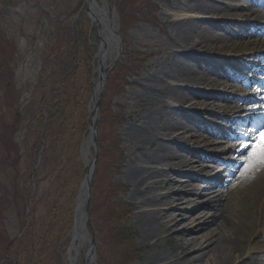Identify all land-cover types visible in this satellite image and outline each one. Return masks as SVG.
<instances>
[{"label": "rangeland", "instance_id": "rangeland-1", "mask_svg": "<svg viewBox=\"0 0 264 264\" xmlns=\"http://www.w3.org/2000/svg\"><path fill=\"white\" fill-rule=\"evenodd\" d=\"M84 1L0 0V263L5 258V249L9 244L10 255L21 259L23 261L21 264H63L66 258L68 243L64 248L57 244L46 250L45 247H41L38 237L43 232L49 207L59 197L54 193L52 178L56 176L60 178V176L53 173L59 170L64 161L67 163L69 155L71 158L77 155L86 172V165L91 162L94 155L92 141L89 147L90 154L83 148L86 141L89 140L90 113L93 107L91 98L98 72L95 56L99 47V39L95 35V27L86 15L88 26L84 27V33L91 37L94 35L95 38L93 41H89V46L94 49L95 53L86 57L83 54V45L77 43L75 76L72 83H68L70 101L65 109L68 139L52 142L51 139L46 138L47 141H44V161L41 164L35 188L37 192L35 209L32 212V219L34 218L32 231L20 245L13 246L12 243L22 235V224L26 213V206L17 199L16 190L23 189L27 183V178L33 168L32 163L35 159L36 165L39 155V153L32 154L34 129L30 125L31 119L39 111H42L41 102L48 100L51 84L58 83L63 77L61 70L54 72V58L58 54L63 56L71 50L74 41L65 45L67 38L62 30L64 26H73L77 23L78 9H81ZM94 1L100 9L108 10L111 22L121 37V53L114 67L106 75V92L101 101L100 119L97 123V137L102 152L101 159L94 162L86 221L89 236L93 239L95 258L93 264H127V262L125 263L127 258L124 260L123 257L131 256L132 247L137 251V255L128 264H144V259L154 252L162 253L169 257L170 261H176L186 252L180 251L179 253L173 237L175 232L179 229L191 231L196 226H201L203 229L197 233L200 235L213 227V224L209 223L212 219L200 215L210 212L208 201L213 195L212 193L218 189V185H222L221 182L225 178L230 176V179L233 175L232 172L238 168L235 165V158L245 155V151L241 153L239 151L243 148L242 143L250 130H253L255 134L264 130V110L257 108L251 110L254 105H249L252 102H259L262 104L260 106H264V86L257 87L259 88L257 89L258 93L253 99L241 103L242 109L235 110V108L226 113L217 112L218 117L233 120L236 122L234 124H229L227 120L226 123L220 121V123L214 124L204 114L188 113L191 123H203L229 138L215 136L218 148L211 152H205L207 155L208 153L213 155L215 160L203 163L207 167H212L211 170L207 168L204 171L206 173L192 172L193 176L201 178L199 194L206 189L210 190V194L197 195L195 192H189L186 195H181L184 200L174 212L177 214L176 220L182 223L181 227L178 230L162 233L157 240V246L153 248L149 244H145L140 237V228L134 219L137 207L132 193L136 191V187L129 183L125 177L128 155L133 152V149L125 129L127 125L133 123V117H130L131 112L134 111L138 114L144 109L146 99L143 77L151 66L154 63L159 64L161 68L169 66L172 60L179 59L175 55L176 51L180 56L185 57L198 39L206 37L208 33L197 30L186 44L174 48L172 29L169 24H164L163 21L166 20V13L173 14V11L169 9V4L175 0ZM255 1L264 3V0ZM236 3L246 5L249 2L239 0ZM193 12L195 16H202ZM231 12L239 13L236 10ZM82 14H85V11H82ZM167 19L170 20L169 17ZM219 19H221L219 21H225V18ZM207 28L215 31L212 27ZM201 56L213 57L207 54H201ZM243 60L253 69L264 68V61H259L256 55L255 58L244 57ZM110 61L109 52L106 67ZM223 64L224 67H229L227 63L223 62ZM235 72L241 80L253 78L255 88L261 82L262 78L259 76L264 73V69L261 73L255 74L239 70H235ZM228 94L237 100L242 97L233 91ZM75 107L76 109H74ZM202 111L204 112V110ZM205 112L208 111L205 110ZM165 118L166 116L163 115L162 121ZM249 118L254 119L251 120L250 125H248L250 122L245 124L244 120H249ZM54 129L55 127L52 130ZM54 133H56V129ZM51 135L49 130L48 136ZM41 138L44 140L43 136ZM65 142H67L66 145ZM64 145L65 153L62 150ZM142 147L147 154L152 151L150 145ZM152 152L155 153V151ZM77 163L74 160L69 162L73 166ZM69 164H66L67 168L71 167ZM163 184L161 182L155 185L152 194L162 195L165 192L162 188ZM68 191L69 189L66 188L65 197L68 195ZM117 191L123 193L117 195ZM66 199L61 197L58 200L63 211ZM115 199L121 200L128 207L125 230L129 238H132L131 242L117 241L111 222L113 208L116 204L114 203ZM161 204V202L157 203L158 206ZM184 218H190V220L186 223ZM199 218H202V222H198ZM188 236L186 237L185 234L184 238L188 239ZM63 249L65 255L62 256ZM87 249L88 246L84 243L75 264H84ZM260 251H254V254L263 255Z\"/></svg>", "mask_w": 264, "mask_h": 264}, {"label": "bare ground", "instance_id": "bare-ground-1", "mask_svg": "<svg viewBox=\"0 0 264 264\" xmlns=\"http://www.w3.org/2000/svg\"><path fill=\"white\" fill-rule=\"evenodd\" d=\"M238 1L175 0L169 4L173 14L166 13L163 23L169 24L172 29L174 48L186 44L197 30L208 35L199 38L185 57L176 51L179 59L172 60L169 66L161 68L157 63L151 66L143 77L144 109L138 114L131 112L133 123L125 129L133 149L128 155L125 177L136 187L132 193L137 207L134 219L140 228V237L153 248L157 246L162 233L181 227L182 223L176 220L177 214L174 213L184 200L181 195L189 192L210 194L209 189L199 194L201 179L193 176L192 172L201 173L210 168L203 163L208 157L213 162V155L205 152L217 149L215 139L223 135L213 132L203 123H191L188 113L204 114L212 122L220 123V119L226 120L219 118L217 112L226 113L235 108L240 110L241 103L253 99L258 93L252 86L253 78L241 80L235 70L251 74L257 72L243 59L247 56L255 58L256 53L264 54V3L243 0L249 3L241 5L236 3ZM89 7L92 22L98 23L101 68L104 70L108 53L111 60L115 57L117 29L111 22L108 10L100 9L96 1ZM193 11L202 16L193 15ZM219 18H225V21H219ZM201 54L213 57L205 58ZM258 59L264 60V56ZM223 62L229 67H224ZM103 75L104 72H100L96 92ZM230 91L237 92L241 99L231 97L228 94ZM163 115L166 118L162 121ZM227 121L232 123L231 120ZM258 133L250 130L244 138L243 148L239 152L245 151V155L235 158L238 168L212 193L208 201L210 212L200 215L212 219L209 223L213 227L200 235L197 233L203 229L201 226L191 231L179 229L173 237L179 253L185 251V255L170 261L162 253L154 252L144 259V264H264V153H257ZM145 145H150L155 153H145L142 147ZM89 147L90 140L84 145L90 154ZM161 182L164 183L162 188L165 192L153 195L155 185ZM85 199L86 187L83 186L79 217L63 264H75L80 248L88 241L84 216L81 214ZM159 202L161 206L157 205ZM183 220L187 223L190 218ZM198 222H202V218ZM185 234L186 237L189 235L188 239L184 238ZM257 250H261L263 255L254 254ZM94 261L92 249L89 263L93 264Z\"/></svg>", "mask_w": 264, "mask_h": 264}, {"label": "trees", "instance_id": "trees-1", "mask_svg": "<svg viewBox=\"0 0 264 264\" xmlns=\"http://www.w3.org/2000/svg\"><path fill=\"white\" fill-rule=\"evenodd\" d=\"M87 19H85V14H81L78 18L77 23L73 26H64L63 33L65 38H67V42L65 45H68V42H73L71 50L68 53H65L63 56L60 54L56 55L54 58L55 64L53 69L55 71L61 70L63 73L62 79L56 83L51 84L50 91L48 93V100L41 102L42 111H39L32 119L30 125L34 129V143L32 148V154L37 155L41 150L42 146H44V141H47L46 138L51 139L50 141H64L65 138L68 139L67 135V119L65 117V109L70 101L68 98L69 94V86L68 83H72L74 76H75V69H76V56L75 50L77 48V43L83 45V54L87 57V55L91 56L95 53L94 49L89 46V41H93L94 35L89 36L88 34L84 33V27H87ZM53 72V73H54ZM76 109V107L74 108ZM53 127L56 129V133H54ZM50 130L51 136H48V131ZM44 137L42 140L41 137ZM43 142V143H42ZM67 142H65L66 145ZM44 144V145H43ZM63 144V143H62ZM61 144V145H62ZM14 145V143H13ZM65 145L62 147L63 152H66ZM45 150V148H44ZM44 150L41 154V160L39 163L38 169L34 170L35 168V159L33 164V168L31 169L30 176L32 175L33 183L30 182L29 178L28 181L24 185L23 189L16 190V197L21 202H23L27 208L29 204V214L27 216V224L26 228L19 239L14 240L12 245H20L24 239L30 236L33 227V220L32 219V212L35 209V195L36 190L33 193V185L35 188L37 187L39 171L41 168V164L44 161ZM102 152V148L99 145L98 150V160L101 159L100 155ZM73 160L78 162L77 164L70 165L69 162ZM69 164L71 167L67 168L66 164ZM66 161L63 162L62 166L59 170L55 171L53 174L59 175L53 177L52 180L54 184H52L55 189V192L59 197L56 198L53 204L49 207L46 216V222L43 227V232L39 235L38 241L41 247H45L46 250L51 248L53 245L54 247L57 244L61 245V248H64L68 243L67 235L72 227V219H73V210L75 206V199L77 194V189L79 182L81 181L82 175H84L85 170L84 167L79 160L78 156H74L71 158L69 155ZM69 189L68 195L65 197L64 192L65 189ZM116 188V187H115ZM118 189V188H116ZM123 193L122 191H117L116 194ZM113 195H115L113 193ZM61 197L66 199V206L63 211V207L61 203L58 201ZM115 207L113 208V216L111 218L112 227L114 229L115 235L117 237V241L121 242L124 241L125 243L131 242V239L128 236L127 231L125 230V223L128 218V207L125 203L121 200L115 199ZM64 206V204H63ZM26 210V209H25ZM23 226V224H22ZM61 242V243H60ZM65 255L64 249L62 250V256ZM137 255V251L132 247L131 249V256L126 255L124 260L127 258V262L130 263L133 261ZM14 260L17 264H21L23 261L21 259H17L16 256L13 255ZM4 264H13L11 261H6Z\"/></svg>", "mask_w": 264, "mask_h": 264}, {"label": "water", "instance_id": "water-1", "mask_svg": "<svg viewBox=\"0 0 264 264\" xmlns=\"http://www.w3.org/2000/svg\"><path fill=\"white\" fill-rule=\"evenodd\" d=\"M87 3L89 5V3H91V0H87ZM97 24L98 23L96 22V25ZM101 90H102V86H101ZM100 96H101V91H100V94H99V98H100ZM99 98L95 102L94 110H93V113H92V116L94 117V119H96V114H97V109H98V104H99ZM88 169H90V167H88ZM89 185H90V171H88V173H87V175H86V177L84 179V182H83V184H82V186H81V188L79 190V196H78V202H77V209H76V211L74 213V227L72 229V234L75 232L74 231L75 225H76L77 219L79 217V214H78V205H79V201H80V197H81L82 188H83V186H85L86 187V190H87V194H89ZM87 217H88V201L86 202V211H85V215H84V223L87 220ZM80 219H81V216H80ZM71 244H72V242H71ZM71 244H70V246H71ZM92 249H93V239L90 238L89 241H88L87 254L85 255V259H84V263L85 264H90L89 263V256H90V252L92 251ZM68 253H69V250H68Z\"/></svg>", "mask_w": 264, "mask_h": 264}, {"label": "snow or ice", "instance_id": "snow-or-ice-1", "mask_svg": "<svg viewBox=\"0 0 264 264\" xmlns=\"http://www.w3.org/2000/svg\"><path fill=\"white\" fill-rule=\"evenodd\" d=\"M258 136H259V143L258 145H256L257 153H264V130H261L258 133Z\"/></svg>", "mask_w": 264, "mask_h": 264}]
</instances>
